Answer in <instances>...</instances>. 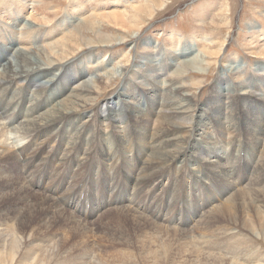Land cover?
Returning <instances> with one entry per match:
<instances>
[{
  "label": "bare ground",
  "instance_id": "6f19581e",
  "mask_svg": "<svg viewBox=\"0 0 264 264\" xmlns=\"http://www.w3.org/2000/svg\"><path fill=\"white\" fill-rule=\"evenodd\" d=\"M12 1L16 7L0 6V18L4 19L0 24L5 26H0V140L7 131L14 130L29 141L17 150L0 151V264H226L214 244L250 241L260 232L264 242V201L255 207L254 218L248 215L252 203L245 202L250 208L246 213L242 210L244 203H239L245 196L243 185L249 176H256L264 189V169L257 168V162L264 157L263 64L255 67L253 80L247 75L243 78L242 73L249 68L239 62L237 67L231 66L232 71H222L197 116L185 117L192 106L185 84L164 79L154 83L153 78L164 76L180 58L185 66L206 55L197 53L188 59L197 43L176 45L173 54H166L155 41L145 39L142 45L146 51H140V59L130 70L114 69L123 79L122 88L97 107L93 120L88 114L77 113L95 103L102 89L98 73L101 68L90 66L92 71L88 67L92 57L86 62L72 61L68 57L73 54L69 37L62 35L61 40L49 41L53 37L40 34L41 25L37 23L47 18L34 9L45 8L48 0ZM128 1L136 2L124 3ZM122 14L126 16L125 11ZM113 19L122 18L119 14ZM64 21L68 26L72 20L65 17L55 26L56 35L63 34ZM252 29L249 34L261 32ZM7 30L10 34L6 37ZM39 39L47 45H36ZM202 40L212 46L213 40ZM83 120L94 122L95 128ZM104 124H110L111 129L101 139L99 131ZM217 136L224 143L242 138L247 147H255L253 164L246 151L243 166L233 154L237 149L228 158L217 156ZM203 148L209 153L207 172L221 179V189L214 195L207 194L202 208L196 196L187 194L185 203L189 197L195 198V215H187L188 230L173 228L170 219L174 195L192 191L181 185L191 176L187 174L188 164H196V158L202 163L200 158L206 153ZM210 148L213 149L209 151ZM87 178L94 184L90 193L81 191ZM237 181L241 184L238 187ZM127 187L133 199L124 207L112 206L110 199L118 198L120 190ZM50 191L52 196L47 194ZM84 200H90L92 222H87V216H74L79 203L73 205L70 214L58 205ZM221 220L235 230L214 224ZM237 223H243V228L237 229ZM249 223L250 227H246ZM254 224L260 228L259 233ZM95 232L102 235L96 238ZM102 241L112 250L117 247L120 256L133 259L115 260L102 249ZM191 244L216 255L204 251L200 255L191 250ZM261 256L258 248L249 261L239 260L243 264H264ZM235 262L230 264H241Z\"/></svg>",
  "mask_w": 264,
  "mask_h": 264
},
{
  "label": "rangeland",
  "instance_id": "374dc122",
  "mask_svg": "<svg viewBox=\"0 0 264 264\" xmlns=\"http://www.w3.org/2000/svg\"><path fill=\"white\" fill-rule=\"evenodd\" d=\"M11 1L0 0V3H2L0 4V6L4 4L6 8V4H12L13 7H16L17 3L15 1ZM135 1L136 2L133 3H131L130 1L124 3V0H78L76 4L74 0H48V2L46 0L47 5L45 6V8H43L44 11L43 9H40V7L34 9L37 11H41L43 14L42 16L47 18L46 21L43 20L45 23L43 21H39L37 23L41 25L39 27L41 28L39 29L40 34L45 32L43 35L48 36V38L53 37V39L51 38L49 39V41H58L59 39L61 40V37L63 36L69 37V39H72L73 45L71 47V51L73 54L68 57L71 58L72 61L75 60V62H78L80 60H83L84 62H86L89 57H92L93 60L91 61V64L88 65V67L91 70L95 66H98L99 69L101 68L100 72L98 73L101 75V85L99 86V88L102 89H100V93L96 94V97L94 99L95 103H90L82 107L77 114H88L90 117L92 116L94 120V114L97 107L101 106L104 101L110 99L111 97H114L115 94L122 88L121 86L123 85V79L118 76L114 69L122 67V71H125V69L130 70L132 66H134V63H136L140 59V51H146V49H144L142 45L145 39H148V41L152 42L155 41V43H157L166 54L170 52L173 54L176 45H184L185 43H197V48H194V53L188 59L193 58L197 53H204V55H206V59L204 58L205 60L202 59L204 57L202 55V58H200L199 60L195 62L191 61L189 64L187 63L189 69L186 67L187 65H183L185 63L183 60L180 61V58L176 60V63H174L173 66L166 70L167 73L164 76L158 77L157 79L153 78L152 82L154 83H156V81L164 79V81L170 80V82H175L176 84H185V90H187L192 97V108L189 107L190 109L186 111L185 117L189 116L188 114L196 115L197 111H199L201 103L205 102L207 98L213 93V91H210L214 86L217 76L222 71L231 70L234 66L237 67L239 62L244 65V68H249L247 72L245 71L244 73H242L243 78H245L247 75L248 78H251L253 80L255 77L254 75H256L253 73V71H255L256 69L255 67H260V65L262 64L264 65V52H262L264 50V0ZM93 8L96 10L91 11ZM124 11L126 12V16H123L122 14V12ZM119 14L121 15L122 19H113V17L115 18V16ZM65 17H71L72 21L68 26H66L67 23L66 21H64V23H62V26L64 27L62 28V32L64 31L63 34L56 35L54 33L56 28L55 26H58V24H60V22ZM49 18L51 19V21H49ZM3 21L4 19L0 18V23H3ZM0 26L3 27V25L1 24ZM252 28H254L255 30L261 29V32H259V34L257 35L249 34L250 30H253ZM34 32H32V36L36 33ZM9 34V31L7 30L5 31L4 36L7 37ZM196 35L197 38L195 37ZM201 37L202 39L208 38L209 40H213V43L215 42V45L212 43L211 46V44H208L206 41L202 39L199 40V38ZM40 41L41 40L39 39V41L36 42V45H47ZM174 41L177 42L175 43ZM205 50L208 51L206 52ZM59 51L60 49H57L58 55H60ZM96 58L97 60H95ZM103 64L104 66H102ZM128 75H130L131 77V72L128 73ZM231 78L233 79L234 77ZM131 81L133 82L132 79ZM196 119L197 118L194 117V120ZM262 121L264 123V120ZM83 122H88V126H91L93 128H95L96 126L94 122H89V120H83ZM127 122L128 119L125 121V123ZM7 123H5L6 126ZM186 123L185 126L189 124ZM109 125L110 124H104L100 128L99 132L101 133V139L110 132L111 127ZM120 125L121 127L124 126V122ZM3 137L4 138L1 139L2 141L0 140L1 144H3L2 147H0V151H4V149L17 150L19 147L22 148L23 145H25L29 141L26 135H23L19 131L17 132L14 130L7 131V133L4 134ZM216 140L217 145L215 148H217L216 150H218L217 156L220 155L224 158H228L230 152L232 151L233 153V150L237 149L233 154L236 158L238 156V164L243 166L244 161L246 160L244 159L245 151L250 152V154H246L249 158L250 164H253V161H255L256 153L252 154V151H256L257 149L255 147L253 149L251 147V143V149L247 147V142L244 139H235L232 143H224L220 142V139L217 136V139H215V141ZM203 147H205V145H203ZM212 149L210 148L209 151H211ZM205 150L206 149H204V152H206ZM208 154L209 153L206 152L204 154L205 156L207 155L206 158L205 156L200 158V160L202 159V163H200L196 158L194 161L196 164H192V162L188 164L187 174L191 176L188 178V182L181 186L192 191H189L187 193L181 192L182 195L180 196L176 194L174 195V206L172 205L174 209L170 219L171 227L173 228L178 226L181 230L186 231L189 229V225L186 220L187 215L189 214L194 216L196 212V201H194L195 198L193 199V197L196 196L197 202L202 208V204H204V202L206 201L205 196L209 193L214 195L213 192H217L219 189H221V179L219 180L218 177V179L216 180V177H214L213 175H209V173L207 172L206 165L208 161H210L208 159ZM263 160L257 162V168L260 167L262 170L264 169ZM199 164H201V167H199ZM196 171L198 173H196ZM183 175H186V173H183ZM262 181H264V175ZM260 183L261 182H256V176H249L248 181L243 185L246 189L245 196L243 195L244 198L239 201V203L241 202V204L244 203V208L242 210H244L245 213L250 209L248 205L245 204V202L252 203L253 211L250 209L251 212L249 211L248 214L252 217L256 215L255 207L258 208L259 205H262L260 201H264V189L260 188V186H263ZM235 185L237 187L241 185L240 181H237ZM46 187L47 189H50L51 185L48 184ZM92 187H94V184H91L90 179L87 178L85 179V182L81 187V191L90 193ZM120 192L121 193L118 195V198L110 199L113 202L112 206L116 205L119 207H124L133 199L132 193L130 192V189H128V187L122 188ZM96 193H98L97 190ZM189 193L193 197H189L187 199V203H185L184 197ZM47 194L52 196V191L48 192ZM75 203H79V205L77 206V212L74 215L75 217L78 218L80 216H87V222L94 221L91 220V210L93 211V209L91 208L92 206L90 205V200L58 202V205L61 209L70 214L71 208ZM163 206H165V202L163 203ZM245 213L244 215H246ZM244 215L241 214L239 216L244 219ZM246 220L247 219H245V221ZM243 223H237L235 227H237V229H242ZM261 223L264 225L263 221ZM214 224L217 225V227L223 225V227L226 226L227 228H233L232 230H235L234 226L228 224L227 221L223 222L221 220L216 223L214 222ZM254 225L253 228H255L256 232L259 233L261 231L260 228L257 226V224L255 226ZM246 227H250V223ZM95 233L96 234H94V236L96 238H99L102 235V232ZM259 234L260 236L258 235V238L251 237V244V240L248 241L242 239L239 240L242 242H239L237 240L236 242L229 244L228 242L220 241L219 243L214 244L213 248L217 249V253L220 252V254H223L222 257H224V262L226 264H230L233 261H236L235 263H237V261H240L241 263V260H239L241 258L243 260L244 258H247V261H249L251 253L258 248H260V252L262 253L261 259L264 260V242L262 237L263 234L261 232ZM254 242H256L257 246ZM101 244L103 245L102 249H105L107 253L111 254L115 258V260L118 259L120 261H131L133 259V257L129 259V255H123L124 257L120 256L119 252H117L116 250L117 247L115 251L112 250L109 246L105 247V242L102 241ZM236 244H239V247ZM191 246V250H194L200 255L202 254V251H204L205 253L207 252L206 254L216 255L215 253L213 254L208 252L207 249H203L202 246L194 244H191ZM252 246L254 247L251 248ZM247 261L244 262V264H248ZM214 262L216 261H213L212 263Z\"/></svg>",
  "mask_w": 264,
  "mask_h": 264
}]
</instances>
